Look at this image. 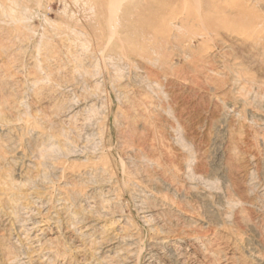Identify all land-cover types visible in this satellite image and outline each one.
<instances>
[{
	"label": "rangeland",
	"instance_id": "374dc122",
	"mask_svg": "<svg viewBox=\"0 0 264 264\" xmlns=\"http://www.w3.org/2000/svg\"><path fill=\"white\" fill-rule=\"evenodd\" d=\"M226 1L0 0V264H264V56L229 31L264 0Z\"/></svg>",
	"mask_w": 264,
	"mask_h": 264
},
{
	"label": "bare ground",
	"instance_id": "6f19581e",
	"mask_svg": "<svg viewBox=\"0 0 264 264\" xmlns=\"http://www.w3.org/2000/svg\"><path fill=\"white\" fill-rule=\"evenodd\" d=\"M112 1V0H111ZM125 1V0H124ZM224 1H226V0H224ZM254 1V0H253ZM253 1H252V7H253ZM257 1V0H256ZM260 1V0H259ZM121 2V0H119V3ZM123 2V1H122ZM228 1H226L225 2V4L227 3ZM258 2V1H257ZM231 3V2H230ZM244 3H247V1L246 2H244ZM249 3V2H248ZM264 3V2H263ZM114 4V3H113ZM112 4V6H114ZM228 4V3H227ZM242 4V3H241ZM251 3H249V5H250ZM259 4H262V3H259ZM238 5H240V4H238ZM187 6V5H186ZM232 6H233V4H232ZM243 6V5H242ZM111 7V6H110ZM110 7H108V8H110ZM115 7V6H114ZM119 7V6H118ZM118 7H116V10L118 9ZM239 7V6H238ZM241 7V6H240ZM262 7V6H261ZM232 8V7H231ZM237 8V7H236ZM248 8V7H247ZM247 8H245L244 7V9H242V7H241V9H239V11H238V18L236 19V21H235V23H234V26L235 27H233V26H231V27H233V28H231L230 30H229V28H228V30L229 31H232V33H234V34H236L238 37H242V39H244L248 44L249 43H251V45H252V47L254 46V47H260L261 49H262V51H261V53H263L262 55L264 56V20L262 19V17H261V15H262V13H261V15H260V18L262 19H260V18H258V17H256V16H253L252 14H250L251 12H255V14H258V11H257V13H256V11H253V9H254V7H253V9L251 10V11H249L250 10V8H249V10H247ZM256 10H257V7L255 8ZM254 9V10H255ZM112 10H114V8L112 9ZM238 10V9H237ZM262 10V9H261ZM110 11V10H109ZM108 11V12H109ZM119 11V10H118ZM263 11H264V9H263ZM113 13H115V12H113ZM112 13V14H113ZM118 13V12H117ZM109 14V13H108ZM233 14H237V13H233ZM259 14H260V11H259ZM258 14V15H259ZM110 15H111V13H110ZM114 16V15H113ZM117 16V15H116ZM115 16V17H116ZM112 17V16H111ZM162 17V16H161ZM165 16H163V18H164ZM163 18L161 19V20H163ZM114 19V18H113ZM112 19V20H113ZM176 19V18H175ZM111 20V19H110ZM235 20V19H234ZM234 20H233V22H234ZM115 21V20H114ZM110 22V21H109ZM147 22V21H146ZM160 22V21H159ZM112 23V22H111ZM111 23H108V24H110L111 25ZM176 24V23H175ZM110 25H109V28H110ZM171 25V24H170ZM109 31H110V29H109ZM203 37V36H202ZM241 39V38H240ZM241 39V40H242ZM244 40H243V42H244ZM260 48H259V50H260ZM255 49V48H254ZM260 53V52H259ZM261 53L259 54V55H261ZM249 92V91H248ZM248 95V94H247ZM249 95H250V93H249ZM260 121V120H259ZM264 121V120H263ZM33 216V215H32ZM44 222V221H43ZM36 226V225H35ZM48 226V225H47ZM37 229V228H36ZM27 235V234H26ZM25 235V236H26ZM38 235V234H37ZM191 235V234H190ZM189 235V236H190ZM39 236V235H38ZM29 237V236H28ZM198 238V237H197ZM201 238V237H200ZM75 239V238H74ZM124 239V238H123ZM189 239V238H188ZM202 239V238H201ZM197 240V239H196ZM192 241V240H191ZM198 242V241H197ZM208 243V242H207ZM166 244V243H165ZM174 245V244H173ZM173 245H170V244H166L165 246L166 247H164V249H165V251H166V257L162 260V258L160 259L159 257H157L158 255H157V249L155 248V247H153V248H151V251H150V258L148 259L149 261H147L148 263L147 264H181V263H179V261L180 260H176L175 259V256H176V253L177 252H175V246H173ZM204 245V244H203ZM130 246V245H129ZM128 246V247H129ZM157 247V246H156ZM209 248H210V246H209ZM162 249V248H161ZM164 249H162V250H164ZM207 249V248H206ZM194 251V250H193ZM215 253V252H214ZM131 255V254H130ZM134 255V254H133ZM189 256V255H188ZM229 256V255H228ZM129 257H131V256H129ZM133 257V256H132ZM181 258H182V256H181ZM187 258V257H186ZM193 258V257H192ZM214 259V258H213ZM231 259V258H230ZM184 260V259H183ZM208 260V259H207ZM185 261V260H184ZM212 261V260H211ZM19 263V262H18ZM199 263V262H198ZM24 264V263H23ZM201 264V263H200Z\"/></svg>",
	"mask_w": 264,
	"mask_h": 264
}]
</instances>
